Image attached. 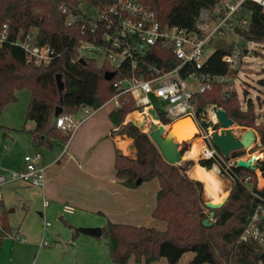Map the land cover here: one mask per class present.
Segmentation results:
<instances>
[{"label": "trees", "instance_id": "trees-1", "mask_svg": "<svg viewBox=\"0 0 264 264\" xmlns=\"http://www.w3.org/2000/svg\"><path fill=\"white\" fill-rule=\"evenodd\" d=\"M80 1L84 0H0V35L4 26L7 29V39L0 43V116L7 104L17 100V90L30 89L26 121L35 122V127L28 130L35 147L54 150L59 142L71 138L70 131L57 126L55 111L58 106L63 108L60 114H75L82 106L96 110L112 98L116 92L114 82L122 76L121 71L117 70L116 77L107 80L105 73L113 70L111 65H99L91 57L80 61V42L87 37L78 23L67 26L65 15L61 11L62 4L74 7ZM143 1L155 10L162 25L169 23L188 28L193 27L195 17L202 7L213 9L219 2ZM247 15L248 26L237 28V31L244 42L264 43L262 7L252 1L245 2L238 16L241 19ZM34 30L37 43L50 44L59 53L49 64L29 62L25 50L15 44L17 39H24V35L33 33ZM232 49L219 45L205 62L202 71L235 76L238 69H231L223 61L224 54ZM155 51L162 57L156 58L150 54L143 61L166 67L176 63L172 54L165 52L161 46H157ZM163 57L169 62L162 61ZM59 73L64 81L63 91H60L57 84ZM197 100L199 117L202 118L206 106L221 107L239 126L255 128L264 146V114L262 120L258 121L254 104L249 101L244 107L237 93L228 84L216 83L212 89L198 94ZM136 109L135 99L123 96L120 98V105L109 114L112 123L133 139L135 145V154L132 156L117 149L116 175L129 188H136L154 178L158 179L160 188L152 215L165 220L167 229L108 221L102 227V234L107 238L113 262L127 264L130 257L134 256L137 263L151 264L164 257L169 264H177L184 254L193 252L194 256L187 264H264V250L258 243L239 241L259 199L237 179L227 201L215 209L213 224L204 225L203 220L209 216L203 199L204 183L191 178L178 164L167 161L149 133L134 121L125 122L127 115ZM157 112L163 124L171 122L165 111L158 109ZM25 129L24 127L22 130ZM216 163H219L221 172L224 173L223 161L214 158L200 160V164L208 169H212ZM256 167L262 171L264 177V159L258 160ZM230 172L240 176L251 175L254 190L264 197V187L257 188L255 168L233 165ZM0 207L3 209L1 202ZM9 230V221L6 212H3L0 247Z\"/></svg>", "mask_w": 264, "mask_h": 264}, {"label": "built area", "instance_id": "built-area-1", "mask_svg": "<svg viewBox=\"0 0 264 264\" xmlns=\"http://www.w3.org/2000/svg\"><path fill=\"white\" fill-rule=\"evenodd\" d=\"M247 1L259 4L264 12V0H219L213 9L209 7L200 9L192 28L169 23L162 25L155 10L147 6L143 0H97L96 2L84 0L74 7L62 4L61 11L65 15V24L73 26L78 23L82 33L87 37L80 42L79 59L101 58V65L108 63L113 67V71L116 72L114 78L117 70L121 71L122 76L114 82L116 92L110 99L115 101V107L120 105L121 97H133L137 111L143 116H148V110L152 108L157 114L160 109L166 112L171 120L170 123L189 116L199 126L197 119L201 117L198 116L197 95L212 89L216 83L228 84L229 88L234 90L235 76L202 71L210 56L206 55L208 45L216 38H225L232 33L239 34L237 28L248 26V15L241 19L238 16ZM6 30L4 26L0 43L7 39ZM15 44L21 46L25 50L27 60L35 64H49L59 55L52 45L37 43L32 33L24 35V39H17ZM157 46L171 53L176 63L171 67L145 63L144 58L150 54L156 58L162 57L155 51ZM87 54H92L93 57ZM243 59L244 52L241 46H235L223 56V61L229 64L231 69H238ZM162 61L169 62L164 57ZM210 108L213 111L214 121L210 126L213 127L214 124L218 125L219 121L213 105L206 106L205 110ZM81 109L88 115L95 110L88 106H82ZM56 123L61 129L70 131L71 135L80 125V121H77L73 114L58 115ZM213 128L203 136V141L206 142L199 158L223 161L224 173L233 181L237 179L241 181L259 199L239 241L256 242L264 250V197L254 190L251 175L240 176L230 172L234 164L224 160L223 154L211 138L212 134L215 131L220 132L221 128L218 126ZM41 158V152L36 151L24 157L23 168L0 171V186L19 179L42 185L45 167L38 163ZM257 188L259 189L258 183ZM66 211H72V207L67 206ZM2 214L3 209L0 207V226ZM48 224L50 222L46 223Z\"/></svg>", "mask_w": 264, "mask_h": 264}, {"label": "crops", "instance_id": "crops-1", "mask_svg": "<svg viewBox=\"0 0 264 264\" xmlns=\"http://www.w3.org/2000/svg\"><path fill=\"white\" fill-rule=\"evenodd\" d=\"M32 34L35 35L36 30ZM24 90L29 92L27 94L31 98V90L28 88L17 90V98L18 94ZM111 102V100L107 101L89 115L80 108L73 114L76 120L80 121L77 130L68 141L59 142L54 150L48 149L47 153L43 150L47 148L35 147L32 144V135L28 130L35 127L33 120L26 121L25 118L23 124L16 128L5 129V140H11L13 146L18 145L23 137L22 134L27 132L28 148L33 149L34 153L40 151L42 154L38 163L45 167V176L42 185L19 179L0 186L10 184L0 190V202L10 225V230L4 235L0 247V264H102L95 263L99 261L97 254H92L83 246L94 247L100 243L99 238L103 234L101 236L86 234V237H80L81 232H76L77 227L102 228L108 221H112L155 227L159 230L167 229L165 220L152 215L160 188L158 179L154 178L136 188H129L123 185L122 180L116 175L117 149L123 151L124 148L120 147L119 139L117 140L114 134V131L119 128L109 117L110 112L115 108V105H109ZM135 111L137 109L133 112ZM28 122L29 126H27ZM159 122L162 123L160 120ZM234 124L238 125L235 122ZM24 127L26 129L22 130ZM256 134L261 143L259 134ZM132 143L133 141L128 146L130 150ZM5 150L0 153L1 172L19 170L24 167V157L30 154L29 150L19 160L8 159ZM132 150H135V147ZM263 159L264 157H261L259 160ZM255 169L256 173L260 171L263 177L262 171L256 165ZM258 187L262 189L264 183L260 186L258 182ZM7 205H10L8 210ZM67 206H71L72 211H66ZM20 208L23 209L22 219L13 231V220ZM64 214H76V216L68 219ZM58 218H63L64 222H58ZM49 219L56 222L54 232L59 238L55 247L50 248L43 247L49 246V242L43 236L39 241L41 234L44 235L47 227L51 225ZM26 222H31L36 228L35 231L26 228ZM47 222L50 224L46 225ZM21 228L29 236L26 241L25 235L20 233ZM39 230L42 232L40 233ZM67 231L71 232L70 236L67 235L68 238L64 237ZM193 256L194 253L190 259ZM132 258L134 256H131L129 261ZM134 262L142 264L137 263L135 259Z\"/></svg>", "mask_w": 264, "mask_h": 264}, {"label": "rangeland", "instance_id": "rangeland-1", "mask_svg": "<svg viewBox=\"0 0 264 264\" xmlns=\"http://www.w3.org/2000/svg\"><path fill=\"white\" fill-rule=\"evenodd\" d=\"M219 45L224 46V47H230L231 49L234 48L235 46L242 47V50L244 52V59L241 63V66L238 68V72L235 75L234 91L235 93H237L238 99L244 107L248 104L249 101H251L254 104L255 110L258 115V121H261L262 116L264 114V84H263V81H264V43L244 42V39L241 36V34L232 33V34L226 35L225 38H216L213 41H211V43L208 45L206 55H210L216 48L219 47ZM87 56H92V54H87ZM96 61H97V64L99 65L102 64L101 58H96ZM27 93L29 92L26 90L21 91L18 94L17 100L7 104L0 116V153H2L4 149H6L5 150L7 151L6 157L8 159L12 158L15 160H19L20 157L23 158V156L26 154L28 150L30 154H34V150L28 148L29 147L28 146L29 145V135L27 134V132H25L24 135L22 134L23 137L19 140V144L15 146H13V143L11 142V140L6 141L5 136H4V131L6 128H13V127L16 128V126L23 124V122L25 121L27 108H28V104L30 100V97L28 96ZM109 105H115V101H112ZM212 112L213 111L210 108L208 109L207 112L202 114V118L197 119V122L199 125L198 126L199 132L196 133V136H204L206 133L210 132L211 128L214 129L213 127L218 126L217 124H214L213 127L209 126L207 128L203 124L204 121L207 122L211 120V118L213 117ZM81 113L83 114V111H81ZM130 115H127L126 121L133 120L138 125L142 124L140 127L144 131L149 133L148 131L149 129H147V128H150V123H151L149 117H145V119H147L146 122H141L139 120L131 118V117H134V114H132L131 116ZM29 122L27 123L28 124L27 126H29ZM146 124H149L148 127H146L147 126ZM250 129L254 130V136H252V142H251L252 145L250 144L249 145L250 147L246 146V147L231 151L229 159L224 157V160L226 162L231 163L234 158L236 159L242 158L246 160L254 156L255 161L253 163L257 165L256 159L264 157V146L261 143H259L258 138L256 137L257 136L256 133L258 132L255 128L241 126V128L237 129L236 131L233 129V133L237 138L245 139L246 135L249 134ZM122 131L123 130L118 129L114 131V134L117 140L126 139L129 141V143L127 142V145L125 146L122 152L126 155L132 156L135 154V150H132V149L130 150L128 146L133 140L129 138L125 132L123 133ZM203 142L205 143L206 140H204ZM190 146H191V140L180 142V147H183V148L188 147L190 149ZM43 150H44V153H47L48 151V149H43ZM187 151L185 153V159L182 160L180 163H178V165L182 167L184 170H186L187 174L191 178L197 179L195 177L196 176L195 173H196V169L198 165L200 164L201 159L200 158L194 159V158L187 157ZM234 155H237V156H234ZM190 160H192L193 162H190ZM220 169L221 168H220L219 163H216L215 171L216 173L218 172L217 176L219 177L220 183L222 184L223 191L226 192L225 195H227L229 190L231 192V188H232L234 181L226 173H222ZM211 170L214 171L213 167ZM257 173H258L257 178H258L259 185L262 186V184L264 183V179L261 176L260 171H257ZM8 185H5V186L8 187ZM5 186L0 187V190H2V188H4ZM204 188H205V185H204ZM209 198H211V196L205 188L204 195H203L204 202L208 200ZM9 206L10 205H7V210L10 208ZM205 211L208 214H210L211 209L206 207ZM3 212H5V209L3 210ZM22 213H23V209L20 208L19 212L15 215V219L13 220L14 221L12 224L13 231L14 229H16V226L20 224V221L22 219L21 217ZM76 214L74 215L64 214V215L66 218L70 219L72 216H76ZM49 220L51 222V225L47 227V230L45 231L44 235L41 234V238L39 239V241L42 240V236H43V238H45L49 242V246H43V247L50 248V247H55L56 243L59 241L58 240L59 238L56 236V232H54L56 222L53 219H49ZM59 221L61 223L64 222L63 218H58V222ZM22 226L24 227V225ZM25 227L26 228L28 227L29 229L34 230V231L36 229L33 227L31 222H26ZM22 228H21L20 233L25 235L24 240L26 241L27 239H29V236L24 231H22ZM79 235L80 237H86L85 236L86 234L84 233H80ZM105 240H107V238L105 236H101V238H99L100 243L96 244L94 247L93 246L90 248H87V246H83V247L84 249H88L89 252H91L92 254H95V255L97 254L99 261L95 263L115 264L110 256L109 246ZM69 246H72V245H69ZM192 255H193L192 252H188L184 254V256L182 257V259L180 260L178 264H187L190 258L192 257ZM127 264H135L134 258H132ZM151 264H169V263L167 262L166 258L162 257L158 261H155Z\"/></svg>", "mask_w": 264, "mask_h": 264}, {"label": "water", "instance_id": "water-1", "mask_svg": "<svg viewBox=\"0 0 264 264\" xmlns=\"http://www.w3.org/2000/svg\"><path fill=\"white\" fill-rule=\"evenodd\" d=\"M80 61H85V58L81 57ZM115 74H116L115 71H107L105 73V78L107 80H111L114 78ZM57 84H58L60 91H63L64 81L62 78V74L60 73L57 74ZM213 110L216 113V117L219 121L218 127L221 128V131L220 132L215 131L212 134L211 138H212L214 145L219 149V151L223 154V156L229 159L231 151L249 146L250 142H252V136H254V130L250 129L249 134L246 135L245 139H239L233 133L232 125L234 124V121L232 118L228 116L226 110L216 105L213 106ZM62 111H63V108L61 106H58L55 111V118H57V116L60 115ZM150 112L156 119L159 120V116L156 113L154 108L150 109ZM205 112H207V110ZM213 122L214 121L211 119L207 122L204 121L203 124L205 125V127L208 128ZM141 125L142 124H139V126ZM122 132L124 133V131ZM164 134H165V125L163 123H153V122L150 123L149 136L154 141V143L157 145V147L161 151L164 158L173 164L180 163L182 160L185 159V153L189 148L180 147L179 142H173L171 144L162 143ZM134 147L135 145L134 143H132L131 149H133ZM259 159L260 158H257L256 160H259ZM254 161L255 160L253 158H249L247 160H244L242 158H238V159L234 158L232 163L237 166L255 168V164L253 163ZM229 195H230V190L227 195L223 196L222 198L223 200L221 201H215L212 197L205 201V205L208 208H210L211 211H210L209 216L203 220L204 225L208 226V225L213 224V220L215 217V209L220 208L227 201ZM76 232H81V233L92 235V236H101L102 228L98 226L97 227L80 226L76 228ZM67 235L70 236L71 232L67 231V233L64 234V237H67Z\"/></svg>", "mask_w": 264, "mask_h": 264}, {"label": "bare ground", "instance_id": "bare-ground-1", "mask_svg": "<svg viewBox=\"0 0 264 264\" xmlns=\"http://www.w3.org/2000/svg\"><path fill=\"white\" fill-rule=\"evenodd\" d=\"M148 113V116H143L138 111H135L131 113V115L134 114V117L131 118H134L141 122H146L147 119H145V117H149L151 122L159 123V120L152 115L150 110H148ZM146 125V127H148L149 124ZM232 128L236 131L237 129H240L241 126L233 124ZM197 132H199V129L193 118L189 116L183 117L175 120L170 125L165 126V134L162 143L171 144L173 142L180 143L182 141L191 140V146L190 149L187 151V157L198 159L200 157L201 152L204 150V142L203 136H196ZM127 142L129 143V141L126 139H119L120 147L122 149L125 148ZM252 158L255 160L254 156ZM213 169L214 171L199 164L196 169L195 177L204 182L207 192L213 199H215V201H221L226 192L223 191L222 184L220 183L219 177L217 176L218 172L216 173L215 171V166H213Z\"/></svg>", "mask_w": 264, "mask_h": 264}]
</instances>
